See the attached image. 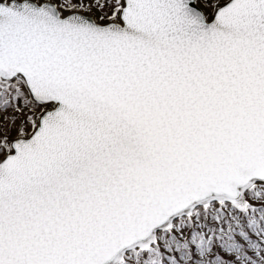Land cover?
<instances>
[{"label":"snow or ice","instance_id":"6c2138e0","mask_svg":"<svg viewBox=\"0 0 264 264\" xmlns=\"http://www.w3.org/2000/svg\"><path fill=\"white\" fill-rule=\"evenodd\" d=\"M0 264H264V0H0Z\"/></svg>","mask_w":264,"mask_h":264}]
</instances>
